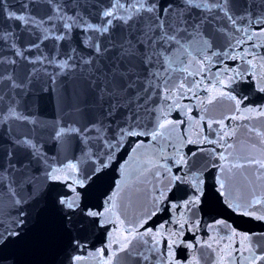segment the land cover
I'll return each instance as SVG.
<instances>
[{"label":"snow or ice","instance_id":"6c2138e0","mask_svg":"<svg viewBox=\"0 0 264 264\" xmlns=\"http://www.w3.org/2000/svg\"><path fill=\"white\" fill-rule=\"evenodd\" d=\"M244 85L264 93V0H0V264L24 245L46 264H208L209 250L264 264V231L201 215L208 177L218 203L264 222V105ZM202 93L235 114L209 118ZM232 121H252L253 154L233 150ZM240 169L255 171L246 195L226 183ZM133 177L151 187L129 214Z\"/></svg>","mask_w":264,"mask_h":264},{"label":"water","instance_id":"95a60500","mask_svg":"<svg viewBox=\"0 0 264 264\" xmlns=\"http://www.w3.org/2000/svg\"><path fill=\"white\" fill-rule=\"evenodd\" d=\"M242 90L245 95L249 96L250 106L264 105V93L253 91L248 88L247 85L242 86ZM201 99L204 101L202 108L206 107L208 109V113L210 114L209 118L219 119L221 115L235 114L234 111L231 110V102L228 101L226 98H218L217 100H214L211 104H209L205 99L204 94L202 93ZM185 103H187V101H185ZM55 112V106L53 105V103L49 102L45 106H43V109L39 114L42 119L51 120L54 118ZM203 114L204 113L202 110L198 111L197 109L193 108L191 112V116L194 118L193 121L188 126H180L177 129V133L188 131L190 138H194L195 133L199 130V126L195 123V121L199 119V115ZM173 118L176 117L174 116ZM244 123H249V125H251L252 121H232V125L234 127L239 124L241 125V128L238 130L237 136L230 140L229 143L233 145V150L237 154L251 155L253 154L250 149L251 141L249 140L246 131L242 127ZM257 126H264V119H261L257 123ZM206 131L207 129L205 128V132ZM48 147H51V141H49V144L46 145V149ZM257 151L258 153H264V146H258ZM136 167V163L133 162L130 165V170H133ZM228 175L230 179L226 181V183L231 184L234 193L237 195H246L247 190L250 187V185H248V180L255 175V171L253 169H240L239 171L230 172ZM206 183L207 185H209L208 188L206 187V192H209L207 203L203 205L204 211H202L201 213L203 220L212 222L214 218H224L228 220V222L233 227H236L239 231L242 232L258 233L264 231V222L236 215L217 202V193L214 179L206 177ZM150 187V184H145L142 181H138L134 177L129 180L128 186L122 193V196L124 198L123 202L127 205V210L129 214L139 211L140 206L144 203L148 195V190L150 189ZM110 191L111 189L107 185H104L103 187L94 190L90 198L99 203L104 198L102 195H100V193ZM258 192L264 193V188H260L258 186ZM97 197H99V199H97ZM201 236H204L203 231L201 232ZM187 238L192 239L191 235H189ZM96 246L98 247L99 244L97 243ZM11 251L13 252V254L18 255L19 264H46V261L51 259L50 255L47 252L31 250L28 245H24L18 250L13 249ZM89 251H91V246ZM81 255H83L85 258L80 262V264H98L97 258L92 255H89L87 252L81 253ZM199 255V252H197V257H199ZM218 259V254L209 250L208 264H216ZM200 264H205V261L201 260Z\"/></svg>","mask_w":264,"mask_h":264}]
</instances>
